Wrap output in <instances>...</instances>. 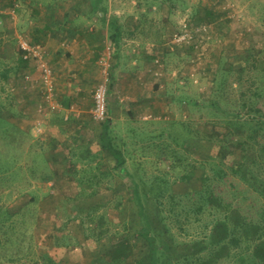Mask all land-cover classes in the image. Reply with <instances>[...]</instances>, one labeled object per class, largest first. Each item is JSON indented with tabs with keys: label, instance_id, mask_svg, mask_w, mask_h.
I'll return each mask as SVG.
<instances>
[{
	"label": "rangeland",
	"instance_id": "rangeland-1",
	"mask_svg": "<svg viewBox=\"0 0 264 264\" xmlns=\"http://www.w3.org/2000/svg\"><path fill=\"white\" fill-rule=\"evenodd\" d=\"M28 1L0 0V38L4 39V45H8L7 53L4 50L3 53L14 55L16 60L20 56L18 36L24 34L29 37L25 29V15L34 10V5L39 0ZM110 5L111 10L119 13H138V29H143L153 38L161 40L159 46H150L145 52L144 69L138 64V73L143 70L144 75L139 89L141 91L138 92L141 97H138V106L129 108L131 110L124 123L111 124V133L115 135L114 142L120 144V141H124L126 147L133 149V146H138V130L159 128L161 124L156 123L158 120H162L163 125L171 120L181 121L187 129H198L212 139L204 138L203 134L201 137L192 138L179 134L178 147L193 161L194 170L188 180L177 179L172 185L173 191L183 192L198 188L203 177L211 176L214 177L217 189L223 191L228 199L239 197L238 188L243 185V180L238 179L241 174L230 172V166L237 165L240 160L237 147L229 144L226 148L218 144L216 139L225 130L221 122L214 116L205 115L207 110L195 106L190 100L198 97L205 101L212 96V74L220 61L238 67L244 63L247 49L264 48V0H111ZM200 5V8L206 6L207 10L211 9L213 19L202 24L196 22L194 9ZM82 6H88L87 2ZM110 51L112 64L111 47ZM23 74L24 77L27 75ZM109 74L111 75V71ZM37 76L39 77L38 70ZM138 80H142V77ZM6 89V84L0 85V98L8 97ZM184 97L189 102L182 101ZM119 102L124 106L125 98ZM89 115V125L82 132H78L75 144L69 145L70 149L68 146L61 149L51 148V155H57L59 160L51 163L55 177L48 181L29 179L25 168H15L17 171L12 173L15 178L0 183V206L19 208L15 212H8L9 216L5 212L0 214V264H40L44 252L61 264H90L93 257L125 255V250L128 255L121 264H130L135 256L147 248L146 241L136 233L140 219L136 214L133 186L127 176L115 175L112 182L86 188L82 196H76L80 191L77 178L81 173H74L72 159L85 157L99 147L98 127L95 126L96 122L90 112ZM12 130L13 128L8 127V131ZM10 142L7 140L0 143V165L6 163L9 168L16 165L17 158L9 150L4 152L3 148L6 146L14 148L15 142L12 145ZM172 145L175 146V142ZM137 148L127 157L133 156L136 163H140L141 167L150 172L153 168L152 155L147 153L143 158L136 151ZM18 160L22 162L24 158L19 157ZM113 162V157L104 151L91 159V165L101 170L108 169ZM218 166L230 173L218 179L214 170ZM114 194L121 195V209L114 207L115 204L111 202V205L105 207L106 213L110 219L125 221V228L120 225V232L115 237L98 241L84 239L79 216L96 205L100 206L99 211L103 210L107 200ZM187 207L190 212L181 213L177 216L178 220L172 222L173 229H178L182 237L200 233V225H205L211 216L204 213L196 217V206L193 207L191 203ZM70 215H75L76 218L70 220L66 228L81 240V244L74 247L54 246L52 234L56 231L55 227L61 226ZM199 217L201 221L198 220Z\"/></svg>",
	"mask_w": 264,
	"mask_h": 264
},
{
	"label": "trees",
	"instance_id": "trees-1",
	"mask_svg": "<svg viewBox=\"0 0 264 264\" xmlns=\"http://www.w3.org/2000/svg\"><path fill=\"white\" fill-rule=\"evenodd\" d=\"M92 1L94 10H98L100 6L103 12L106 11L102 0ZM200 7L201 5L194 9L197 23L202 24L213 19L211 9ZM18 51V60L28 62L22 58L20 48ZM0 65L3 63L0 62ZM19 65L18 61L17 67ZM6 70L5 66L0 68V75L4 78ZM211 91L212 96L205 101L198 97L190 101L195 106L204 107L207 110L205 115L214 116L221 122L225 130L217 137L216 142L226 148L232 144L238 149L239 163L230 166V172L241 174H238V179L243 180V185L238 188L237 198L228 199L223 191L217 189L214 177L211 176L203 177L198 188L183 192L173 191V183L177 179L188 180L194 170L193 161L178 147L179 134L191 138L201 137L203 134L204 138L212 139L198 129H187L181 121L171 120L163 125V121L158 120L156 123L161 124V127L138 130V146L129 149L124 141H120V144L114 142L112 123L106 118L95 124L98 127L97 151L72 159L74 173H81L77 178L80 186L77 197L82 196L86 188L112 182L115 175H125L130 179L137 207L136 214L140 219L136 233L147 244V248L135 256L130 264H264V48L247 49L244 63L238 67L220 61L212 74ZM185 100L189 102L184 97L182 101ZM13 105L7 98L0 100V143L8 140L12 145L15 142L13 149L7 146L3 149L5 153L9 150L17 156L16 165L13 167L9 168L6 163H1L0 183L15 178L12 173L24 168L29 179L48 181L55 177V171L49 162V155L53 151L50 141L47 145H40L30 133L9 121L6 111L8 108L15 109ZM8 127L13 130L8 131ZM5 132L9 134L6 135ZM172 142H175V146ZM134 148H137L136 151L143 158L147 153L152 155L153 168L150 172L141 167L140 163H136L133 156L127 157L135 151ZM101 151L110 154L114 159L108 169L101 170L91 165V159ZM19 157H23L24 161L19 162ZM214 170L218 179L230 173L220 166ZM111 202L115 204L114 207L120 208L121 195L114 194L107 200L103 210L99 211L100 206L96 205L79 216L84 239L98 241L115 237L120 232V225L125 228V221L113 220L107 216L105 207L111 205ZM191 203L193 207L196 206V217L204 213L211 216L205 225H200V233L182 237L178 229H173L172 222L181 213L188 214L190 209L187 206ZM2 212L10 215L7 206H0V214ZM74 218L75 215H70L61 226L55 227L56 231L52 234L54 246L74 247L81 244V240L66 228L68 222ZM125 251V255L93 257L90 264H121L128 255ZM41 258L40 264H61L47 252Z\"/></svg>",
	"mask_w": 264,
	"mask_h": 264
},
{
	"label": "crops",
	"instance_id": "crops-1",
	"mask_svg": "<svg viewBox=\"0 0 264 264\" xmlns=\"http://www.w3.org/2000/svg\"><path fill=\"white\" fill-rule=\"evenodd\" d=\"M110 1H101L106 5L103 12L100 6L94 10L92 0H46L45 3L39 0L34 10L25 15L29 39L44 47L52 70L54 95L51 99L44 96L34 63L17 59L20 63L17 67L18 61L14 55L6 54L8 45L0 38V56H3L0 68L7 69L6 78L0 75V85H7V100L16 109L8 108L6 116L40 145L50 141L51 148L69 147L75 144L78 132L87 128L92 89L99 78V58L109 46L112 50L110 122L124 123L129 108L138 106V97H141L138 92L144 78L143 70L138 73V64L144 69L145 52L150 46H159L161 40L138 29V13L129 15L111 10ZM85 2L88 6H82ZM23 73L30 79H25ZM140 77L142 80H138ZM122 98H125L124 106L119 102ZM58 161L57 155H49L50 163ZM18 209L8 207L9 212Z\"/></svg>",
	"mask_w": 264,
	"mask_h": 264
},
{
	"label": "built area",
	"instance_id": "built-area-1",
	"mask_svg": "<svg viewBox=\"0 0 264 264\" xmlns=\"http://www.w3.org/2000/svg\"><path fill=\"white\" fill-rule=\"evenodd\" d=\"M19 48L22 51V58L34 63L39 72V79L42 83L43 93L47 99L53 98L54 81L52 78V70L46 58L44 47L36 42H32L28 36L21 34L17 38ZM110 48L101 54L99 58L100 78L96 83L92 92V106L90 109L91 117L95 122L103 121L107 118V95L110 83V66L111 54ZM25 79L29 80L30 76L25 75ZM52 107L53 104H52Z\"/></svg>",
	"mask_w": 264,
	"mask_h": 264
}]
</instances>
